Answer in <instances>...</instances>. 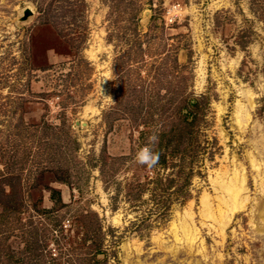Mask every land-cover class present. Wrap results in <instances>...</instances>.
Returning <instances> with one entry per match:
<instances>
[{
    "label": "rangeland",
    "instance_id": "rangeland-1",
    "mask_svg": "<svg viewBox=\"0 0 264 264\" xmlns=\"http://www.w3.org/2000/svg\"><path fill=\"white\" fill-rule=\"evenodd\" d=\"M262 177L264 0H0V264H264Z\"/></svg>",
    "mask_w": 264,
    "mask_h": 264
},
{
    "label": "bare ground",
    "instance_id": "bare-ground-1",
    "mask_svg": "<svg viewBox=\"0 0 264 264\" xmlns=\"http://www.w3.org/2000/svg\"><path fill=\"white\" fill-rule=\"evenodd\" d=\"M240 92L246 97L248 104L251 106L252 101L250 91L248 89H241ZM236 106L237 122L239 125H241L248 119L249 114L247 109L241 106L239 102L236 104ZM249 157L251 164L258 168L260 163L257 162L252 155H249ZM226 172V170H223L218 173L216 178H211V181L216 186L214 189L217 193H219L216 196L218 203H220L218 205L219 217L214 215L209 195L207 193H203L200 201L202 205V215L217 223V226L220 230H223V228L229 222L232 214L243 208L248 200L247 195L243 194L247 190L244 175H238V171L234 169L232 176H230L228 179H224ZM262 190L264 191V177H262ZM186 214L190 215V212L186 211Z\"/></svg>",
    "mask_w": 264,
    "mask_h": 264
},
{
    "label": "clouds",
    "instance_id": "clouds-1",
    "mask_svg": "<svg viewBox=\"0 0 264 264\" xmlns=\"http://www.w3.org/2000/svg\"><path fill=\"white\" fill-rule=\"evenodd\" d=\"M159 143V134L153 132L148 137V144L142 147L135 155L134 159L136 163L144 165L148 168H154L159 164L160 153L156 151V146Z\"/></svg>",
    "mask_w": 264,
    "mask_h": 264
}]
</instances>
